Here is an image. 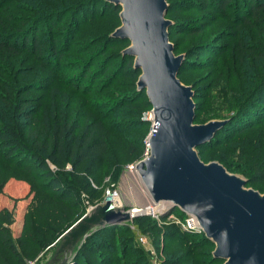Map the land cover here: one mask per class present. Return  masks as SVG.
Listing matches in <instances>:
<instances>
[{"label":"trees","instance_id":"trees-1","mask_svg":"<svg viewBox=\"0 0 264 264\" xmlns=\"http://www.w3.org/2000/svg\"><path fill=\"white\" fill-rule=\"evenodd\" d=\"M167 2L174 53L180 54L181 43L172 35L192 37L183 50L178 78L194 91V122L226 119L208 142L197 147L200 159H216L228 171L244 175L247 186L264 191V0ZM119 11L105 0H0V50L26 51L33 62L21 79L33 83L19 86L16 74L0 71V170L4 168V180L13 169L20 170L14 176L25 180L32 193L17 237L10 230L13 209L0 208V264H27L56 244L85 213L86 205L72 193L78 192V185L99 186L113 165L121 167L140 150L142 139L126 135L130 128L148 124L140 114L151 104L145 90L136 89L139 70L133 68V58L121 52L129 41L110 36L119 25ZM216 22L219 25L206 33ZM45 23L48 26L40 31ZM115 44L122 47L106 52ZM190 67L205 72L194 76ZM52 68L76 70L63 76V87L58 79L49 81ZM96 77L101 78L100 86L93 89ZM99 89L105 98L95 97ZM71 91L83 97L75 109ZM134 110L135 116L123 121ZM207 148H213L212 155L205 154ZM99 198L94 193L88 202ZM171 213L180 219L186 216L178 208ZM162 218L168 220L165 214ZM137 225L142 234H161L163 246L158 236L152 239L154 248L164 251L160 264L222 263L212 257L214 244L201 232L176 222L162 229L152 221ZM138 237L127 222L100 227L84 238L70 264H140L147 253Z\"/></svg>","mask_w":264,"mask_h":264},{"label":"water","instance_id":"water-1","mask_svg":"<svg viewBox=\"0 0 264 264\" xmlns=\"http://www.w3.org/2000/svg\"><path fill=\"white\" fill-rule=\"evenodd\" d=\"M120 7V24L110 36L126 39L122 50L139 70L136 89L145 90L152 126L148 155L135 164L154 215L178 208L214 248L221 264H264V192L246 187L247 179L220 162H204L197 147L208 142L226 122H194L191 85L178 78L184 54H175L169 40L173 22L166 18V0H105ZM135 215L110 203L94 205L58 239L45 264H70L84 238Z\"/></svg>","mask_w":264,"mask_h":264},{"label":"rangeland","instance_id":"rangeland-1","mask_svg":"<svg viewBox=\"0 0 264 264\" xmlns=\"http://www.w3.org/2000/svg\"><path fill=\"white\" fill-rule=\"evenodd\" d=\"M177 1H179V0H177ZM175 11L177 12V9H175ZM189 15H191L190 12L189 13H183V16H185V17H188ZM65 19H63L61 22H64ZM106 20H108V17H106L104 19V21H106ZM205 21H211L212 22V20H208L207 17L205 18ZM119 24H120V22H119ZM95 25L97 26V25H99V23L95 22L94 26ZM218 25L219 24L217 22L212 24L207 29L206 33L213 31V29H215ZM46 26H48L47 23L42 24L39 27L40 31H43ZM80 31H81V29L78 30L77 35L80 33ZM181 35H182L181 33H178V34L175 33L174 35H172V37H173V39H174V37L175 38L180 37L179 41L181 43V46L179 48V52H180V54H183V50L185 48V45L189 41L192 40V37L188 36L186 38H184V37L181 38ZM116 44L113 45V47H111V48L110 47L107 48L106 52H111L114 47H116L115 51H117L118 49H120L122 47L121 44H118V45H116ZM126 46H128V45H126ZM126 46H123L121 48V52ZM17 49H19V48H17ZM74 54L75 55H81V52H79V53L74 52ZM112 63L113 62H111L109 68L112 66ZM32 66H33V62L28 58L26 51L17 50V53L14 54V53L9 52L7 50H5V51L0 50V71L7 69L8 71L16 74V76H17L16 79H18L16 81H17L19 86L23 85V83H25V84L26 83H33L32 82L33 80H27V82H22V80H21L24 77L25 73L30 72V69H32ZM75 70L76 69L71 70V68H64V69H59L56 72L54 70V68H52L51 73H50L51 78L49 79V81H52V83H53L54 80L58 79V80H60L59 81L60 85H62L63 87H66L65 84L63 83V81H64L63 76L69 72L73 73ZM188 71L192 72L194 76H199L200 74L205 72L204 69H199L197 67H190V69ZM55 72L57 74V78L53 79L52 77L54 76ZM118 75H119V73H118ZM122 75L123 74L119 75V79L123 78ZM1 77H3V76H2V73L0 72V82H1ZM100 79H101L100 77H96V79L93 83V86H92L93 89H97L100 86V81H101ZM36 83H37V85H39V82H36ZM43 83H45V82H43ZM98 91L100 93L98 94V96H95V97H98V98H101V97L105 98L106 97V94L103 95L102 94L103 92H101L100 89ZM2 93L8 94L5 91H3ZM37 93L39 94L40 92H37ZM142 95H144V94H142ZM25 96H27V95L26 94L22 95V97H25ZM70 96H71L72 101L74 102L73 109L78 108L80 105V102L83 101V97L80 94L75 93L74 91L70 92ZM2 101H3V97L0 96V111H2V108H3ZM135 112H137V111L134 110L133 112H131V111L128 112V116L126 114L124 116L126 119L123 121H126L128 118L134 117ZM140 116H141V119H144L145 121H147L148 124L139 125L137 127H132L129 129V131L127 132V135H126V137L130 140H134L135 138H139V140L142 139V144L139 145V149H140L139 152L135 156H133L131 160L124 163L121 167L113 165L112 169H111L112 171L109 172L107 175H105L104 178H102L101 184L99 186H95L93 182H90L88 189H87L85 186V185H87L86 182H82V184L78 185V192H76V191L72 192L74 195V198L82 200L83 203L86 205L85 212L90 210V208H92L94 205L104 203L105 196H109L110 201H115L116 203H120V206L127 209V210L138 208L137 211L135 212L134 218L140 217L142 215H145V213H147L146 212L147 211L146 206H147L148 197L146 196L145 192L142 190V186L140 184L139 179L138 178L134 179L133 177H131V175L128 171V165L133 164L136 161H139L143 156V152H144V148H145V140L149 134V131L151 129V124H152L151 108L141 112ZM121 118L124 119L123 117H121ZM146 128H147V130H146ZM145 130H146V133L144 134V138H143V136H141V133ZM253 135L254 134H252V136ZM132 145H135V144H132ZM143 145H144V148H143ZM212 152H213V148H207L205 150V154H211ZM250 155H252V154H250ZM233 159L237 160V157H235ZM209 161H217V160L216 159H208L207 162H209ZM51 167L53 168V165H51ZM229 172H232V171H229ZM232 173H236L238 175L245 177L244 175L237 173V172H232ZM17 174H21V171L17 170V169H13L12 170V176L10 178L8 177L7 179L4 180V178H5L4 168H1V170H0V183L4 180L2 189L0 191V208L7 207L10 209H13V211L15 213V221L12 225H10V230H11L13 237H17L22 231L23 219L26 216V214L29 212L28 209L30 208V202H31V198H32V193L29 192L28 183L25 180H22L21 178L14 176ZM246 187H250V186L246 185ZM255 190H257V189H255ZM259 192H261V191H259ZM262 192H264V191H262ZM94 193H99L100 198L93 200L92 203H89L88 199L90 200ZM170 213H171V211L164 213L165 215H167L168 220H166L165 218L164 219L162 218L163 214L159 215L157 217L153 216L151 214H146L149 217L145 220L135 219L136 220L135 221V220H133V218L130 220L131 224L133 225V228H131V229L134 230V232L136 233L137 236H139V237L141 236L143 238V240L140 241L139 237H138L137 242L139 243L140 246L143 247L144 251L147 253V258L144 261L140 262V264H160V260L164 256V251H162L161 249L157 250L156 248H154V246L152 244L153 243L152 239H153V237L158 236V240H157L158 244L160 246H163L165 243L162 242L161 239H163V238H162L161 234H159V233L152 234V233L148 232L147 234H142L141 230L138 228L139 226L137 224L143 223V226H144L145 223H149L152 221L155 223V227H157V229H162L165 227L168 228V227H171V225H169V223L175 222L174 216H173V215H175V213H173L172 216L170 215ZM168 217H170V218H168ZM165 222H167V223H165ZM55 245L56 244L51 245L44 252L39 253L36 257H34L31 260L29 259L27 261V264H45V262L51 256ZM117 253L118 252L116 250L113 251L114 257ZM131 253L132 252L130 250H128L127 251V257H130L132 255Z\"/></svg>","mask_w":264,"mask_h":264},{"label":"built area","instance_id":"built-area-1","mask_svg":"<svg viewBox=\"0 0 264 264\" xmlns=\"http://www.w3.org/2000/svg\"><path fill=\"white\" fill-rule=\"evenodd\" d=\"M151 126H152V124H151ZM149 133H150V131H149ZM147 137H148V136H147ZM147 137H146V139H147ZM147 155H148V144H147V142H146V140H145V148H144L143 156H142L141 159H143V158L146 157ZM141 159H140V160H141ZM137 162H138V161H136V162L133 163V164H129V165H128V171H129L131 177H133L134 179H137V178H138V174H137V172H136V170H135V164H136ZM138 179H139V178H138ZM140 184H141V183H140ZM141 186H142V185H141ZM142 190L144 191L143 187H142ZM144 192H145V191H144ZM145 194H146V193H145ZM146 196H147V195H146ZM147 197H148V196H147ZM110 203H111V205H114V206H120V203H116L115 201H110ZM133 210H136V211H137V209H130V210H128L129 213H130L131 215H135V212H136V211H133ZM146 210H147V211H146L147 213H145V214H151V215L157 217V215H154V214L152 213V212H153V211H152V205H151V203H150V201H149V198H148V200H147ZM170 215L172 216L173 213H171ZM173 216H174V221H175L176 223L180 224V226H181L182 228H187V229H190V230H193V231H196V232H200V230H199L197 227H195V226L193 225V223H192V219H191V218L185 216L184 219H180V218H178L176 215H173ZM168 218H170V217H168ZM127 223H129V227H130V228H133V225L131 224V221H128ZM139 240L142 241L143 238L140 236V237H139Z\"/></svg>","mask_w":264,"mask_h":264},{"label":"bare ground","instance_id":"bare-ground-1","mask_svg":"<svg viewBox=\"0 0 264 264\" xmlns=\"http://www.w3.org/2000/svg\"><path fill=\"white\" fill-rule=\"evenodd\" d=\"M138 209V208H137ZM133 211H136V210H133Z\"/></svg>","mask_w":264,"mask_h":264}]
</instances>
